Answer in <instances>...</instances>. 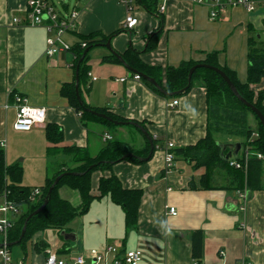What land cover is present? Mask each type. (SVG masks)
<instances>
[{
    "label": "crops",
    "instance_id": "obj_1",
    "mask_svg": "<svg viewBox=\"0 0 264 264\" xmlns=\"http://www.w3.org/2000/svg\"><path fill=\"white\" fill-rule=\"evenodd\" d=\"M26 3L27 0H0V143L5 164L21 167L20 184L40 186L47 175L69 162V154L62 150L64 146L85 148L95 154L107 140L117 138L142 148L144 134L132 122L155 137L158 147L147 160H121L110 170L91 173L93 195L99 196L100 177L110 174H115L124 187L142 190L134 226L126 225L122 208L108 195L99 196L62 228L73 233L74 239H65L60 233L62 229L55 228L50 245L44 230L39 231L24 250L17 245L11 248L12 264H44L48 251L66 260L83 255L89 261L91 249L108 244L116 245L119 253L140 248V264H193L190 236L194 229L203 230L204 254L199 264H236L241 259L264 264V162L259 186L253 189L246 184L239 189L222 188L232 179L219 169L210 174L208 184L212 187H204L203 165L182 157H174L170 170L165 168L163 148L167 141L184 147L195 144L207 133L206 90L200 81L196 80L186 93L161 96L143 81L134 79L131 69L121 62L102 60L111 52L97 45L105 51L98 53L99 63L95 67L89 65L87 82L80 85V98L90 106L107 108L125 123H113L108 128L96 121L82 122L67 98L60 94L63 83L75 82L78 77L75 55L71 49L46 52L54 31H47L42 24H26ZM56 10L64 20L70 19L71 11H77L75 25L61 35L70 47L80 40L79 35L92 31L108 35L120 29L109 39L118 54L131 46L142 51L143 62L164 69L183 60H203L207 53L216 51L218 62L234 70L242 82L247 77L248 37L254 35L264 40L261 0L251 11L229 6L217 17H210L209 4L192 0H166V8L158 12L159 16L135 6L138 21L132 29L124 27L126 9L119 0H87L83 7ZM160 21L162 30L155 47L143 51L146 37L158 28ZM93 68L99 70L100 76L91 74ZM250 88L255 94L264 92V78ZM14 95L25 97L30 106L44 109V122L27 131L15 129ZM173 100L178 102L170 106ZM48 124L60 128L61 141L49 142L45 131ZM105 134L110 139H104ZM119 135H129L130 142ZM212 135L217 143L226 145V150H234L235 143L243 141L238 136L233 141L225 134ZM239 150L243 151V147ZM64 186L58 189L60 196ZM72 190L77 205L80 195ZM171 206L176 214L168 212Z\"/></svg>",
    "mask_w": 264,
    "mask_h": 264
},
{
    "label": "trees",
    "instance_id": "obj_2",
    "mask_svg": "<svg viewBox=\"0 0 264 264\" xmlns=\"http://www.w3.org/2000/svg\"><path fill=\"white\" fill-rule=\"evenodd\" d=\"M50 2V0H48ZM136 4L146 11L159 16V0H135ZM53 4L52 2H50ZM66 7V5L64 6ZM162 30V21L156 30L152 31L146 37V44L143 51L151 50L155 47L156 37ZM120 29L105 35L99 31H92L85 35H79L80 40L73 44L70 49L75 55L78 65V91L80 85L87 82V72L89 70L88 58L91 47L97 46L100 42H106L116 35ZM84 43V45H82ZM85 49H87L86 52ZM142 51L129 46L124 52L119 53L125 63L131 68L132 74H145L152 77L163 89L161 92L151 82L140 80L153 92L164 96L172 97L189 91L196 80H199L206 90L207 100V133L195 144L184 147H172L170 152L174 157H182L194 161L195 165H203L204 171L201 174V182L204 187H209L208 180L213 169H219L227 173L231 178V183L223 185L224 189H239L246 184L251 189L259 186L262 165L264 162V128L257 115L239 100L230 90L225 80L214 70L206 67H197L192 73L191 83H188V71L191 66L197 63H206L223 70L232 83L235 85L238 93L249 103L256 106L264 115V92L257 94L250 88V85L257 84L264 78V40L257 36L250 35L247 41V77L244 82L240 81L234 70L225 65H221L217 59V52H209L203 60H183L177 66H167L164 69L159 66H151L142 61L140 54ZM102 60L120 62L112 53L104 56ZM184 89L180 93H176ZM60 94L67 98L69 104L80 115L82 122L96 121L113 127V122L108 119L93 114L90 110L103 112L112 119L121 120L118 116L112 114L104 107H93L85 102H80L76 95L75 82L63 83L60 87ZM250 115L254 118L255 124L250 121ZM46 137L51 143H57L62 140V132L56 125L48 124L46 126ZM212 133H221L229 136L242 137L240 150L237 154H232L225 158L227 151L222 148V144L217 143ZM153 142V150L158 146L156 138L148 133ZM144 144L142 148L137 149L128 143L114 138L107 140L105 144L95 153L91 154L85 148L76 146H64L62 150L69 154L70 159L67 163H62L58 170L47 175L45 182L37 186L38 194H34L35 187L24 186L20 184L21 167L18 164L6 165L4 149L0 145V193L8 190V199L21 208V212L13 219V225L7 232V247L9 251L14 246L25 249V245L31 240L33 235L46 228L62 229L76 215L85 212L92 200L99 196L108 195L113 202L118 204L125 215L127 226H134L137 221L138 208L142 196V190L139 188H126L115 174L102 176L99 179V196L91 193V173L95 170H110L115 162L128 160L139 163L138 156H147L150 145L147 138L143 135ZM246 150L248 151L245 157ZM132 152L133 156L123 157L126 153ZM153 152V151H152ZM257 153L262 154V158L257 157ZM152 154V153H151ZM150 157V156H149ZM231 159L238 160L242 167L236 168L229 165ZM246 159V166L244 161ZM63 174L58 182L53 186L46 205L36 214L27 216L40 207L48 194V189L53 183L55 177ZM69 172H82L81 174H71ZM66 185L77 190L80 195V203L74 205L70 200L60 196L58 189ZM212 187V186H210ZM26 221V230L19 239L21 229ZM203 230L194 229L191 232V256L198 262L204 254ZM38 248V242H35ZM45 247V246H44ZM42 246V248H44Z\"/></svg>",
    "mask_w": 264,
    "mask_h": 264
},
{
    "label": "built area",
    "instance_id": "obj_3",
    "mask_svg": "<svg viewBox=\"0 0 264 264\" xmlns=\"http://www.w3.org/2000/svg\"><path fill=\"white\" fill-rule=\"evenodd\" d=\"M197 3L209 4L211 6L210 17H217L220 12L224 11L226 7L241 6L247 11L253 10L256 1L258 0H192ZM264 1V0H261ZM126 9L124 18V27L132 29L136 25L138 19L134 14V7L138 6L135 0H119ZM27 16L25 23L28 25H44L47 31H54V38L48 39V54H54L60 50H69L70 45L66 43L61 35L68 29L73 28L77 11L73 10L70 13V19L64 20L60 18L55 6L48 0H27ZM158 12H163L166 8V0H159ZM17 20V19H15ZM84 45V43L82 44ZM134 79L140 80V75L131 74ZM95 79V77H93ZM16 114L13 122V127L17 130H30L34 125L44 122V109L30 106L25 97L21 95H14L13 97ZM178 100H173L169 103L170 106L177 104ZM155 138V137H154ZM104 139H110L109 134L104 135ZM2 146V143H0ZM158 147V146H157ZM174 147L173 141H167L164 146L165 151V168L170 170L172 167L173 154L170 149ZM248 151L246 150L245 157ZM257 157L262 158L261 153H257ZM229 165L236 168L242 167V163L238 160L231 159ZM243 166H246V159ZM34 194L39 193L37 187L33 190ZM8 190L0 193V264H12L11 253L7 247V232L13 225L14 217L19 214L20 207L8 199ZM245 198V194H241ZM168 212L176 214L174 207H169ZM143 258V252L140 248L125 250L119 253L116 245L108 244L101 249L90 250V260L85 259L83 255H77L69 260L59 258L55 252L48 251L44 264H140ZM193 264H199L197 260H193ZM236 264H252L245 259H241Z\"/></svg>",
    "mask_w": 264,
    "mask_h": 264
},
{
    "label": "water",
    "instance_id": "obj_4",
    "mask_svg": "<svg viewBox=\"0 0 264 264\" xmlns=\"http://www.w3.org/2000/svg\"><path fill=\"white\" fill-rule=\"evenodd\" d=\"M98 45H103V46H105L106 48H108L109 51H110L112 54H114V55L119 59V61H120L122 64H124L127 68H130V67L125 63V61H124V59L122 58V56H121L120 54H118L117 52H115V51L112 49L109 40L106 41V42H100V43H98ZM86 51H87V49H85L84 52H86ZM81 59H82V58H80L79 61H78V63H77V68H78V65H79V62L81 61ZM197 67H206V68H210V69L216 71V72H217V73H218V74H219V75L225 80L226 84L228 85V87L230 88V90L232 91V93H233V94H234L239 100H241L246 106H248V107H249V108H250V109H251V110L257 115L259 121L261 122V124H262V126H263V128H264V115L262 114V112H261L256 106H254L253 104H251V103H249L248 101H246V100H245V99H244V98L238 93V91H237L235 85L232 83V81L229 79V77L226 75V73H225L223 70H221L220 68L215 67V66H211V65L206 64V63H197V64L191 66L190 69H189V71H188V77H187V79H188V83H187V86L190 85V83H191V76H192V73H193V71L195 70V68H197ZM130 69H131V68H130ZM140 76H141L143 79H145V80L151 82V83H152L155 87H157L161 92L165 93V92L163 91V89L157 84V82H156L152 77H149V76H147V75H145V74H142V73H140ZM78 83H79V82H78V77H77V75H76V78H75V89H76V95H77L78 100H79L80 102H82V100H81V98H80V95H79V91H78ZM183 90H184V89H182V90H180V91H177L176 93H180V92H182ZM90 111H91L93 114H95V115H97V116H99V117H102V118L108 119L109 121H112V122L115 123V124H123V123H125L124 121L114 120V119H112L111 117H109L108 115H106V114L103 113V112H98V111H95V110H90ZM132 123H133L134 125H136V126L141 130V132L144 134V136H145V137L147 138V140L149 141L150 149H149V153H148V155L145 156V157H139V156H138V159L141 160V161H143V160H147L148 157L151 155V153H152V151H153V142H152V139L150 138L148 132L145 130V128H144L143 126H141V125H139V124H137V123H135V122H132ZM234 147H235L234 150H228V151H227V154H226V156H225L226 159L229 158L232 154H237V152H238L239 149H240V143H239V142L235 143ZM222 148L225 149V148H226V145H222ZM133 155H134V154H133L132 152H129V153H126L125 155H123V157H126V156H133ZM65 173H66V172L60 173L59 175H57V176L55 177L53 183L51 184V186H50L49 189H48V194H47V196L45 197L43 203L40 205V207H38L37 209H35L34 211H32V212L27 216V218H29V217H30L31 215H33V214L38 213V212H39V211H40V210L46 205V203H47V201H48V196H49V194H50V192H51L53 186L58 182L59 178H60L63 174H65ZM69 173H71V174H81L82 172H69ZM25 230H26V221H25L24 224H23V227H22V229H21V233H20V236H19V239L17 240V242H18V241L21 239V237L23 236ZM60 233H62V234L64 235V238H65V239H74V238H75L73 233L65 232L64 229H62V230L60 231Z\"/></svg>",
    "mask_w": 264,
    "mask_h": 264
},
{
    "label": "rangeland",
    "instance_id": "obj_5",
    "mask_svg": "<svg viewBox=\"0 0 264 264\" xmlns=\"http://www.w3.org/2000/svg\"><path fill=\"white\" fill-rule=\"evenodd\" d=\"M53 2V4L55 5V7L60 11V12H64V6L66 5L69 9L73 8L74 6H79V7H83L85 2L87 0H51ZM105 48L103 46H97L94 47L90 50L89 52V58H88V65H92V67H95V65L98 62L97 58H99V52H104ZM98 69H94L93 68V72H91L92 75L98 77L100 76V74L98 73ZM250 121L252 124H255L254 118L252 117V115H250ZM121 138H123L125 141L130 142V136L129 135H119ZM227 138H231L233 141L236 140V137L234 136H226ZM61 195L64 198H68L73 204H76L75 199H73V196L71 193H75L74 190L70 189L68 186H64L61 188ZM55 228H47L44 230V235L45 238L47 239V241L49 242L50 245L53 244L54 241V237H55ZM1 239V237H0Z\"/></svg>",
    "mask_w": 264,
    "mask_h": 264
}]
</instances>
